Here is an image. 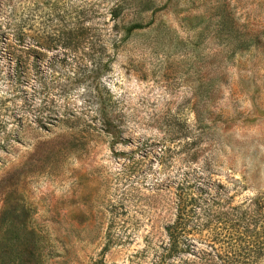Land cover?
Here are the masks:
<instances>
[{
	"label": "rangeland",
	"instance_id": "374dc122",
	"mask_svg": "<svg viewBox=\"0 0 264 264\" xmlns=\"http://www.w3.org/2000/svg\"><path fill=\"white\" fill-rule=\"evenodd\" d=\"M138 1L0 0V264H264V0Z\"/></svg>",
	"mask_w": 264,
	"mask_h": 264
},
{
	"label": "trees",
	"instance_id": "16d2710c",
	"mask_svg": "<svg viewBox=\"0 0 264 264\" xmlns=\"http://www.w3.org/2000/svg\"><path fill=\"white\" fill-rule=\"evenodd\" d=\"M150 0H140L136 4H149ZM120 5H116L110 9L111 17L116 18L122 11ZM218 27L216 29V36L219 40H224L225 45L229 50L245 49L252 42H258L259 39L256 35L248 34L247 32L240 31L234 26V23L229 16V13L224 8H218ZM140 28V24L133 22L124 27V31L128 33L131 30ZM201 33V32H200ZM202 201L201 196L195 195L193 192L180 190L176 192L173 199L174 214L170 222L164 226V231L167 238V248L174 249L175 247L189 246V237L192 236L198 241L200 235L193 232V228L188 226V223L198 218V207ZM196 221V220H195ZM195 235H197L195 237ZM231 239V237H229ZM228 239V242L231 241ZM191 240V239H189ZM187 241V242H186ZM194 255V253H192Z\"/></svg>",
	"mask_w": 264,
	"mask_h": 264
}]
</instances>
